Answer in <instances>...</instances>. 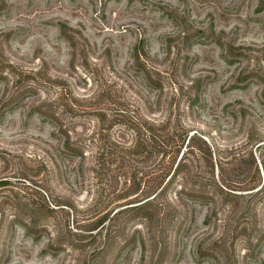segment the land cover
Instances as JSON below:
<instances>
[{
  "label": "rangeland",
  "instance_id": "rangeland-1",
  "mask_svg": "<svg viewBox=\"0 0 264 264\" xmlns=\"http://www.w3.org/2000/svg\"><path fill=\"white\" fill-rule=\"evenodd\" d=\"M263 161L264 0H0V264H264Z\"/></svg>",
  "mask_w": 264,
  "mask_h": 264
},
{
  "label": "trees",
  "instance_id": "trees-1",
  "mask_svg": "<svg viewBox=\"0 0 264 264\" xmlns=\"http://www.w3.org/2000/svg\"><path fill=\"white\" fill-rule=\"evenodd\" d=\"M137 134V138L135 141V144L131 145V147L128 149L133 150V152L131 153V155H137L141 152H153L155 153V155L160 156V162L165 164L168 162H166V157L168 156V154L172 155V154H179L182 150V148L184 147L185 149H197L199 152H202L200 149H198V139L193 136V135H188L187 134H182V135H178L177 139L176 137L174 138L172 133H163L159 138L155 139L153 136L151 137H147L145 138V140L141 139V136ZM178 140V141H177ZM187 151V150H186ZM185 151L182 153L181 159L182 157H184ZM180 159V160H181ZM165 160V161H164ZM165 162V163H164ZM253 162L255 163V161H253L251 159L249 166L253 165ZM174 163V161L172 162ZM261 163V175L262 178L260 177V169L257 168V166L255 167L254 171L256 172V177L255 179L252 181L254 183L253 186H251L249 189L247 190H243V191H252V194L255 196H262L264 198V161L260 162ZM179 166V164L177 165ZM167 170L165 171V174H163L162 172V177L161 180L162 182H160L161 184L164 183V185H166V183H168L170 181V179L175 175V172L173 174H171V166L169 167H165ZM180 172V170H178V173ZM170 176V178L166 181L167 177ZM6 181H2L1 184H5ZM166 182V183H165ZM227 194H231V193H227ZM189 198H203L201 197V195L195 194V193H190ZM43 204V203H41ZM61 204L59 203H55L53 204V206H59ZM18 209H23L26 210L24 217L23 214L21 215H13L11 222L13 224H15V222H17L16 224H22V228H24L26 234L28 236L31 237H36L38 234H40L42 231L45 230V226L43 222H45L48 218H50L51 213L56 210L54 208L49 207L48 205H40L37 202H31L29 204H25L24 206L20 207L19 205H16L15 208ZM116 214V213H115ZM105 220L103 219L102 222H104ZM101 221L98 222V225L100 226ZM3 260V256H0V261Z\"/></svg>",
  "mask_w": 264,
  "mask_h": 264
}]
</instances>
